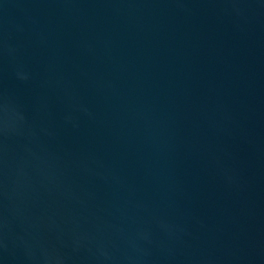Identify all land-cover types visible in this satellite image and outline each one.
Masks as SVG:
<instances>
[{"label":"water","instance_id":"water-1","mask_svg":"<svg viewBox=\"0 0 264 264\" xmlns=\"http://www.w3.org/2000/svg\"><path fill=\"white\" fill-rule=\"evenodd\" d=\"M0 244L264 264V0H0Z\"/></svg>","mask_w":264,"mask_h":264},{"label":"clouds","instance_id":"clouds-1","mask_svg":"<svg viewBox=\"0 0 264 264\" xmlns=\"http://www.w3.org/2000/svg\"><path fill=\"white\" fill-rule=\"evenodd\" d=\"M163 227L165 228L166 231H169V232L172 231V226L164 225ZM82 239H83V237H81L79 235L74 236V239H73L74 250L79 248L80 242ZM0 247L6 248L7 245L6 244H0ZM25 254L30 260L35 259L34 255L32 253V250H31V246H28V245L25 246ZM45 257H46V259H48L49 254L45 253ZM54 259L57 261V264H61V258L59 256L54 257Z\"/></svg>","mask_w":264,"mask_h":264}]
</instances>
